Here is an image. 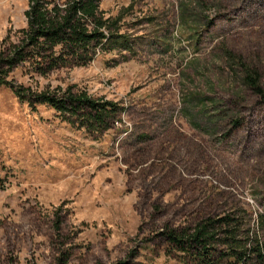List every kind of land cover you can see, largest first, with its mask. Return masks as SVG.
<instances>
[{
    "label": "rangeland",
    "instance_id": "374dc122",
    "mask_svg": "<svg viewBox=\"0 0 264 264\" xmlns=\"http://www.w3.org/2000/svg\"><path fill=\"white\" fill-rule=\"evenodd\" d=\"M28 6L0 0V56ZM100 8L128 49L47 75L0 65V264H183L163 231L227 213L264 246V0ZM15 87L118 111L91 130Z\"/></svg>",
    "mask_w": 264,
    "mask_h": 264
},
{
    "label": "trees",
    "instance_id": "16d2710c",
    "mask_svg": "<svg viewBox=\"0 0 264 264\" xmlns=\"http://www.w3.org/2000/svg\"><path fill=\"white\" fill-rule=\"evenodd\" d=\"M100 2L29 0L25 11L27 27L22 30L19 42L0 56V65L12 69L27 64L33 73L47 75L65 67L86 66L100 51L128 49L130 38L123 33H110L117 19L110 22V18H104ZM14 92L33 108L38 104L48 105L66 120L81 119L82 125L91 130L107 129V117L118 111L112 101L72 93L70 89L61 95L41 92L34 96L26 87H15ZM244 224L242 218L227 213L208 216L189 228L168 229L162 234L168 252L176 253L183 264H251L252 261L263 264L264 246L243 229Z\"/></svg>",
    "mask_w": 264,
    "mask_h": 264
}]
</instances>
